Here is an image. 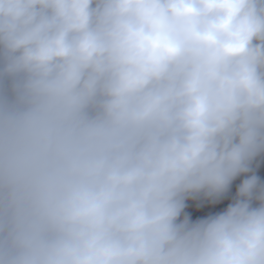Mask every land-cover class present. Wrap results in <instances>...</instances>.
<instances>
[{
	"label": "clouds",
	"instance_id": "obj_1",
	"mask_svg": "<svg viewBox=\"0 0 264 264\" xmlns=\"http://www.w3.org/2000/svg\"><path fill=\"white\" fill-rule=\"evenodd\" d=\"M261 161L264 0H0V264H264Z\"/></svg>",
	"mask_w": 264,
	"mask_h": 264
},
{
	"label": "trees",
	"instance_id": "obj_2",
	"mask_svg": "<svg viewBox=\"0 0 264 264\" xmlns=\"http://www.w3.org/2000/svg\"><path fill=\"white\" fill-rule=\"evenodd\" d=\"M257 174L262 180H264V161H261L260 167L257 169ZM241 179H243V177L238 178L233 183L230 193L220 203L211 205L207 202H204L203 206L197 207V204L200 203L199 201L189 200L186 202L187 207L185 211L190 215L192 220L203 218L209 214H214L216 212L222 211L231 202V197L235 194L236 186L240 183Z\"/></svg>",
	"mask_w": 264,
	"mask_h": 264
}]
</instances>
